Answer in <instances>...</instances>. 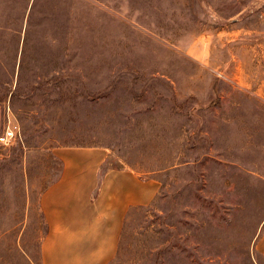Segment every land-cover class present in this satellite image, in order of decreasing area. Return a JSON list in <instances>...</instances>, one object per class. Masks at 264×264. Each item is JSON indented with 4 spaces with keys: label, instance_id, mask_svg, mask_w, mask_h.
<instances>
[{
    "label": "rangeland",
    "instance_id": "obj_1",
    "mask_svg": "<svg viewBox=\"0 0 264 264\" xmlns=\"http://www.w3.org/2000/svg\"><path fill=\"white\" fill-rule=\"evenodd\" d=\"M263 75L264 0H0V264H41L65 147L160 182L111 264H264Z\"/></svg>",
    "mask_w": 264,
    "mask_h": 264
},
{
    "label": "crops",
    "instance_id": "obj_2",
    "mask_svg": "<svg viewBox=\"0 0 264 264\" xmlns=\"http://www.w3.org/2000/svg\"><path fill=\"white\" fill-rule=\"evenodd\" d=\"M208 46L213 58L212 41ZM258 81L243 85L251 89L259 84L264 99V75ZM55 152L61 173L39 200L46 226L41 264H111L130 212L151 206L160 182L142 178L132 169H105L111 156L105 147H65ZM256 250L264 257V232Z\"/></svg>",
    "mask_w": 264,
    "mask_h": 264
},
{
    "label": "built area",
    "instance_id": "obj_3",
    "mask_svg": "<svg viewBox=\"0 0 264 264\" xmlns=\"http://www.w3.org/2000/svg\"><path fill=\"white\" fill-rule=\"evenodd\" d=\"M18 131L13 128H9L3 135L0 136V144L10 145L12 142L16 141L18 138Z\"/></svg>",
    "mask_w": 264,
    "mask_h": 264
}]
</instances>
